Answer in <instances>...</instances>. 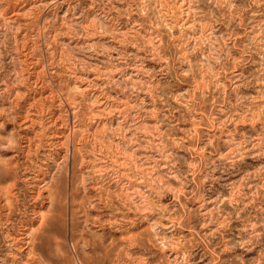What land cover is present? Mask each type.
<instances>
[{"label":"rangeland","instance_id":"rangeland-1","mask_svg":"<svg viewBox=\"0 0 264 264\" xmlns=\"http://www.w3.org/2000/svg\"><path fill=\"white\" fill-rule=\"evenodd\" d=\"M0 187V264H264V0H0Z\"/></svg>","mask_w":264,"mask_h":264},{"label":"bare ground","instance_id":"bare-ground-1","mask_svg":"<svg viewBox=\"0 0 264 264\" xmlns=\"http://www.w3.org/2000/svg\"><path fill=\"white\" fill-rule=\"evenodd\" d=\"M116 175H117V174H116ZM118 177H119V176H118ZM35 180H36V179H35ZM129 180H130V179H129ZM126 183H127V182H126ZM129 184H130V183H129ZM136 184H137V183H136ZM123 186H124V185H123ZM130 186H131V185H130ZM128 187H129V186H128ZM131 187H132V186H131ZM0 188H1V190L3 189L2 187H0ZM4 188H5V189H3V190L6 191V189H7L8 187H4ZM12 188H13V186H12ZM8 189H9V188H8ZM8 189H7V190H8ZM129 189H130V188H129ZM137 189H138V188H137ZM1 190H0V192H1ZM11 190H12V189H11ZM125 190H126V189H125ZM132 190H133V189H132ZM138 190H139V189H138ZM126 191H127V190H126ZM129 192H130V191H129ZM134 192H135V191H134ZM6 193H7V191L5 192V194H6ZM8 193H9V192H8ZM8 193H7V194H8ZM125 193H126V192H125ZM48 194H49V193H48ZM104 194H105V193H104ZM126 194H127V193H126ZM132 194H133V193H132ZM135 194H136V193H135ZM135 194H134V195H135ZM139 194H140V193H139ZM143 194H144V193H143ZM143 194H142V195H143ZM9 195H10V194H9ZM55 196H56V195H52V194H50V195L48 196V197H49V199H48L49 201H48V202H50V204H52V206H53L52 208H53V209H55V206L53 205V201L55 200ZM127 196H128V194H127ZM136 196H137V195H136ZM105 197H106V196H105ZM7 198H8V197H7ZM32 198H33V197H32ZM108 199H109V198H108ZM85 200L87 201V199H85ZM106 200H107V199H106ZM6 203H7V204H6ZM6 203L4 202L5 205H11V202H8V200H6ZM4 204H3V205H4ZM7 207H8V206H7ZM0 208H2V207L0 206ZM5 208H6V207H5ZM5 208H4V209H5ZM7 209H8V208H7ZM4 216H5V215H4ZM2 217H3V216H2ZM58 217H59V216H58ZM123 217H125V216H123ZM6 218H7V217H6ZM122 219H123V218H122ZM127 221H128V220H127ZM107 223H108V222H107ZM152 227H153V226H152ZM152 227H151V228H152ZM167 227H168V226H167ZM24 229H25V228H24ZM26 229H27V228H26ZM165 229H166V228H165ZM153 235H154V234H153ZM156 235H157V234H156ZM30 239H31V238H30ZM30 242H31V241H30ZM30 242H29V243H30ZM100 243H102V242H100ZM98 244H99V243H98ZM91 245H92V244H91ZM91 245H89V246H91ZM110 245H111V244H110ZM113 245H114V244H113V242H112V246H113ZM112 246H111V247H112ZM26 247H27V246H26ZM106 248H107V247H103V245H100V244L97 245V244L95 243V244L92 245V247L90 248V250L92 251V253H94V252L97 253V251L101 252V250L104 251ZM26 249H27V248H26ZM28 249H29V248H28ZM28 249H27V250H28ZM34 249H35V248H30L29 250H31L32 252H34ZM104 252H105V251H104ZM28 254H29V253H28ZM30 254H31V253H30ZM94 254H95V253H94ZM104 254H105V253H104ZM31 255H32V254H31ZM31 255H30V256H31ZM189 255H190V254H189ZM107 256H108V255H106V256H104V257L106 258ZM38 259H39V258H38ZM38 259H37V260H38ZM33 260H34V259H33ZM33 260H32V261H33ZM37 260H36V261H37ZM107 261H109L108 257H107L106 259H104V262H107ZM34 262H35V261H34ZM37 262H38V261H37ZM111 262H112V261H111ZM27 263H28V262H27Z\"/></svg>","mask_w":264,"mask_h":264}]
</instances>
